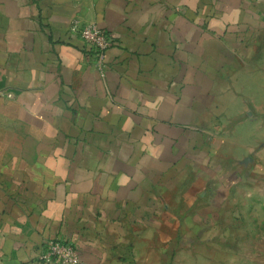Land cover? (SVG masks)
<instances>
[{
	"label": "crops",
	"instance_id": "0c3cea01",
	"mask_svg": "<svg viewBox=\"0 0 264 264\" xmlns=\"http://www.w3.org/2000/svg\"><path fill=\"white\" fill-rule=\"evenodd\" d=\"M76 21L113 38L102 67ZM262 36L264 0H0V264H51L56 238L86 264L159 256L245 153L222 134Z\"/></svg>",
	"mask_w": 264,
	"mask_h": 264
},
{
	"label": "rangeland",
	"instance_id": "374dc122",
	"mask_svg": "<svg viewBox=\"0 0 264 264\" xmlns=\"http://www.w3.org/2000/svg\"><path fill=\"white\" fill-rule=\"evenodd\" d=\"M244 97L245 111L227 118L222 134L225 151L243 148V157L219 156L216 197L210 187L194 198L192 210L186 204L177 214L179 227L166 230L168 240L155 246L159 256L135 264H264V36L245 46Z\"/></svg>",
	"mask_w": 264,
	"mask_h": 264
},
{
	"label": "built area",
	"instance_id": "2783aa9c",
	"mask_svg": "<svg viewBox=\"0 0 264 264\" xmlns=\"http://www.w3.org/2000/svg\"><path fill=\"white\" fill-rule=\"evenodd\" d=\"M72 29L77 32L78 37L82 40L84 49L94 53L102 67L107 51L114 43L113 38L94 22L76 21ZM39 260L51 264H86L81 260L73 242L57 238L47 242L44 251L39 255Z\"/></svg>",
	"mask_w": 264,
	"mask_h": 264
}]
</instances>
